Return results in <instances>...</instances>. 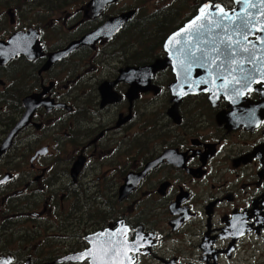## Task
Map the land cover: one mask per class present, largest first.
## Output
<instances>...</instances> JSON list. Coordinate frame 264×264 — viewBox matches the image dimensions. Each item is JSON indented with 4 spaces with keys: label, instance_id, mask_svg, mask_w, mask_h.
Returning a JSON list of instances; mask_svg holds the SVG:
<instances>
[{
    "label": "flooded vegetation",
    "instance_id": "1",
    "mask_svg": "<svg viewBox=\"0 0 264 264\" xmlns=\"http://www.w3.org/2000/svg\"><path fill=\"white\" fill-rule=\"evenodd\" d=\"M94 1L0 0V264H264V74L176 101L165 47L236 0Z\"/></svg>",
    "mask_w": 264,
    "mask_h": 264
},
{
    "label": "water",
    "instance_id": "2",
    "mask_svg": "<svg viewBox=\"0 0 264 264\" xmlns=\"http://www.w3.org/2000/svg\"><path fill=\"white\" fill-rule=\"evenodd\" d=\"M106 2L95 0L93 4L97 6ZM241 3L250 6H245V9ZM236 4V10L230 13L218 7L201 11L186 26V30H189L186 34L191 31L195 40L182 43L180 40L184 29L167 41L165 47L171 53L170 61L176 68L173 86L176 101L188 95L215 92L220 93L217 96L222 95L237 104L240 99L237 90L244 80L249 82L255 79L259 72L264 74V0H236ZM119 27L121 25L113 23L89 38L95 39L104 34L111 37ZM252 37L257 39L252 41ZM30 43L33 42L27 44ZM11 45L15 49L18 47L13 43ZM160 62L141 70H132L136 75L135 84H145V74H148V78L154 75L160 69Z\"/></svg>",
    "mask_w": 264,
    "mask_h": 264
}]
</instances>
